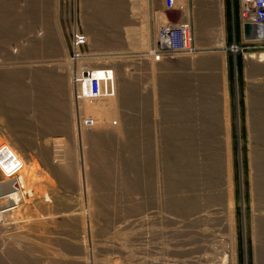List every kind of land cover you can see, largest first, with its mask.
<instances>
[{
    "label": "rangeland",
    "instance_id": "374dc122",
    "mask_svg": "<svg viewBox=\"0 0 264 264\" xmlns=\"http://www.w3.org/2000/svg\"><path fill=\"white\" fill-rule=\"evenodd\" d=\"M88 1L0 0V185L27 193L0 215V264H264V62L248 58L264 40L244 39L241 0H223L224 45L197 29L216 0L179 3L197 51L162 61L158 30L184 10ZM125 2L147 37L121 55L89 39L84 62L114 69L117 92L78 101L71 36Z\"/></svg>",
    "mask_w": 264,
    "mask_h": 264
},
{
    "label": "built area",
    "instance_id": "2783aa9c",
    "mask_svg": "<svg viewBox=\"0 0 264 264\" xmlns=\"http://www.w3.org/2000/svg\"><path fill=\"white\" fill-rule=\"evenodd\" d=\"M183 0H163L165 12L178 11V2ZM191 1V0H184ZM241 26L251 23L260 28L264 36V0H241L239 5ZM159 28L155 43L149 52L157 61L169 59L174 55L192 54L197 51L195 42V28L192 20H180ZM89 47V38L83 32L75 30L71 36L74 99L86 101L90 99L114 98L117 92V73L112 68L91 69L84 62ZM152 52V53H151ZM99 70V71H98ZM4 148V147H3ZM2 148V149H3ZM1 151V150H0ZM22 169L18 164L13 170ZM7 174H10L8 172Z\"/></svg>",
    "mask_w": 264,
    "mask_h": 264
},
{
    "label": "crops",
    "instance_id": "0c3cea01",
    "mask_svg": "<svg viewBox=\"0 0 264 264\" xmlns=\"http://www.w3.org/2000/svg\"><path fill=\"white\" fill-rule=\"evenodd\" d=\"M85 1H87V4L89 5L93 4V3H90V1L88 0H83V4ZM92 1H96V0H92ZM127 1L135 2L138 0H127ZM139 1H142V0H139ZM96 2H97V8H98L99 0H97ZM126 2H125L126 9L124 11V16L119 21L115 19L114 21L110 22V21L99 19L95 15L90 14L87 20V25L90 31L91 38L88 35L87 36L89 39H91L93 43V47H92L91 42H90V47L93 52H96L100 55L104 54V52L115 53V54L121 55V54H127V53L134 52L131 50V48H135L138 46L141 47L142 40L145 37H147V31L145 29V24H144V21L137 19L138 17L131 18V16L129 17L127 16L128 8H130V4H126ZM179 3L187 4V1L183 0V1H179ZM161 4L163 8V0H161ZM94 6L96 7L95 4ZM181 7L182 8L180 9L184 10L182 17H183V20H185V18L187 19L188 11L186 10L185 5ZM193 9H196V7L194 6ZM212 9L215 12L214 6L212 7ZM107 13L108 12H106V14ZM202 15H204V13ZM212 20H214V18ZM132 40H140V42L138 44L133 45ZM60 133H63V132L61 131Z\"/></svg>",
    "mask_w": 264,
    "mask_h": 264
},
{
    "label": "bare ground",
    "instance_id": "6f19581e",
    "mask_svg": "<svg viewBox=\"0 0 264 264\" xmlns=\"http://www.w3.org/2000/svg\"><path fill=\"white\" fill-rule=\"evenodd\" d=\"M214 4H215V6H214L215 13H217L216 16L218 15L217 16L218 20L217 21H215V20L213 21V24H212L213 28H212L210 20L208 18H204V16L201 15L202 17L200 16L199 22H198V27H197L198 34L200 35V38L202 39V41L205 40L206 38H210L211 35H214V37H218L219 39H221L222 42H223V45H224V38H225L224 2H223V0H216ZM179 11H182V10L179 8ZM183 21H186V20H183ZM164 25H166V24H164ZM242 29H243V33H244V27L243 26H242ZM214 30L217 31V32L212 33ZM256 40H258V41L264 40V36L259 38V39H256ZM248 58L256 59L257 62H264V53L258 54V55L251 54ZM196 63L200 65L201 61H197ZM103 99H106V98H103ZM103 99H90V100H86V101L103 100ZM108 99H110V98H108ZM83 102H85V101H83ZM262 122H264V121H262ZM261 125L263 126V123ZM260 132L262 133L263 131H260ZM191 153H189V154H191ZM193 159H194V157H193ZM15 164H16V167H17V165L20 164V163L18 161H16ZM21 167H22V165H21ZM190 167H191V165H190ZM188 168H189V166H188ZM10 174H11V172H10ZM10 174L6 173V175H10ZM24 187L25 186H24L23 180L21 178H19V177H15L14 179H11V180H6L5 182H3V185H0V199H8V200H10V203L8 205H4L3 207H0V215H1L2 218L3 217H7L11 213H13L19 207V205L21 207V204H20L21 200L19 201V199H22L24 202L26 201L25 197H26L27 193H26ZM31 196H32V194H31ZM23 207H21V208H23Z\"/></svg>",
    "mask_w": 264,
    "mask_h": 264
},
{
    "label": "water",
    "instance_id": "95a60500",
    "mask_svg": "<svg viewBox=\"0 0 264 264\" xmlns=\"http://www.w3.org/2000/svg\"><path fill=\"white\" fill-rule=\"evenodd\" d=\"M243 37L246 41H253L256 39H259L262 37V32L259 27L251 24V23H246L244 24V33Z\"/></svg>",
    "mask_w": 264,
    "mask_h": 264
}]
</instances>
